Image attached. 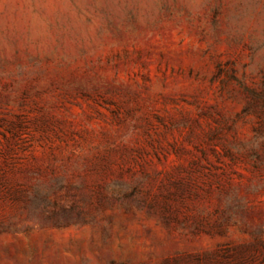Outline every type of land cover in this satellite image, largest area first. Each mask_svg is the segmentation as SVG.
I'll use <instances>...</instances> for the list:
<instances>
[{
    "label": "rangeland",
    "instance_id": "374dc122",
    "mask_svg": "<svg viewBox=\"0 0 264 264\" xmlns=\"http://www.w3.org/2000/svg\"><path fill=\"white\" fill-rule=\"evenodd\" d=\"M0 264H264V0H0Z\"/></svg>",
    "mask_w": 264,
    "mask_h": 264
}]
</instances>
